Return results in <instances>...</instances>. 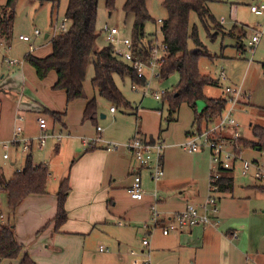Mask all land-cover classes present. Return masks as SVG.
I'll return each instance as SVG.
<instances>
[{
  "label": "crops",
  "instance_id": "crops-1",
  "mask_svg": "<svg viewBox=\"0 0 264 264\" xmlns=\"http://www.w3.org/2000/svg\"><path fill=\"white\" fill-rule=\"evenodd\" d=\"M257 13L258 15L264 14V12ZM161 21L158 20L160 25ZM219 22L223 24V19L221 18ZM232 25L237 24L235 22ZM53 27H51L52 31L44 32L41 38L49 42L47 50L43 53L33 51L34 44L31 39L27 44L33 45V52H29L36 56H45L50 53L51 38L54 34ZM33 30L28 35H31L32 38L41 36V32L39 35H34ZM241 40L243 41V36ZM1 42L9 48L11 35L8 40L0 37V44H2ZM239 45L237 44L239 51L242 52L244 48H240ZM4 57L7 56H2V62L8 70L19 67L17 72L21 77L20 90L22 94L19 93L21 95L16 98L17 89L15 92L9 85L12 82L9 76H15L14 79H18L13 71L12 74H8L7 81L0 84V139L8 140L10 138L15 117L18 114L24 117V122L26 121V127L23 122V135L35 137L40 133L37 124L38 116L42 115L46 119L47 116L51 117L48 111H57L63 113L59 120L63 127L55 129L53 125L55 120L51 117L53 124L50 127L46 119V130L50 134L65 133V136L59 140L52 137L54 145L58 146L60 140L71 135L65 122L66 108L51 107L43 95L38 96V92H41L43 86L50 88L53 85L56 79L55 73L52 71L51 83L44 84L45 80L37 78L34 69L30 68L31 66L20 60L19 64L7 65ZM25 80L36 84L35 88H31V91L28 90ZM226 87L223 88L222 95L219 97H226ZM24 89L28 90L32 99L24 101ZM131 90L133 89L131 88ZM55 92L54 96H59L58 94H60L59 97L63 96L65 105L73 102H66L62 90H55ZM92 97L96 98L94 94L86 95L84 93L83 98L76 99L83 100L82 110L85 103ZM243 97L246 104H249V97ZM98 106L97 102V108ZM259 110L262 108H258L257 112ZM109 112L115 113L116 107L114 112ZM100 116L104 117L105 115L101 113ZM136 116H138V111H136ZM1 117L3 118L1 119ZM137 120H139V124L135 127L134 134L127 137L125 141L137 136L160 139L165 145L162 150V177L158 181L152 182L148 170L140 172L142 185L145 189L144 198L137 201L129 196L128 187L132 179L130 169L133 166V159L125 148L107 150L104 142L91 143L90 140L97 135L104 141H112L104 138L102 131H96L92 138L82 137L84 149L71 160V165L64 174L57 179L56 183H53L55 181L52 180L51 185L46 186L45 193L26 197L16 208L13 218H10L7 209L2 210L4 207L1 206L2 196H0V225H4L8 221L12 222L14 234L22 244V251L15 259H2L0 264H18L25 253L36 264H144L147 259L151 264H179L178 261L171 260L168 252L172 248L182 249L183 246L191 248L193 245H196L199 251L206 248L209 252L207 258L201 259V262H196V264H264V184L257 182L254 177L252 180L238 183L237 186L233 182L230 192L218 191L214 194L217 201V213L211 215L210 219L214 222L218 221V223L178 228L171 232L173 234L170 240L161 243L155 242L152 235L154 230L149 232L148 229L151 225L149 217L150 206L154 201L153 191L157 193L160 221L162 224H166L172 213L182 210L188 204L199 205L205 201L209 194V174L214 169V164L211 167L207 166L206 159L202 157L203 151H186L182 147L184 141L181 143L166 142L160 131L154 133L153 130L146 127L142 114L137 117ZM28 122L36 123L34 131L29 128ZM252 124L264 125V123L251 121L249 127ZM201 128L203 129L205 126L203 125ZM196 131L198 132V129L186 132V138ZM239 132L240 137L245 138L240 130ZM226 135L229 136V134ZM11 148L15 152L19 151L17 147ZM33 149L34 146L30 154ZM241 153L240 156H242ZM8 154L7 159L10 158V152ZM184 154H189L192 157L191 161L184 162L182 159ZM14 162L11 161L10 164L14 165ZM22 167H15L12 174ZM51 175L50 172L48 181L51 180ZM66 175L69 176L70 186L65 202L67 219L55 230L51 221L56 213V192L60 180ZM231 175L233 176L232 172ZM10 177H6L0 169V181ZM137 232L141 234L140 242L135 236ZM145 233L149 237L152 235L146 247L141 243ZM169 234L161 235L169 237ZM101 244L105 245L107 250L100 251L99 245Z\"/></svg>",
  "mask_w": 264,
  "mask_h": 264
},
{
  "label": "rangeland",
  "instance_id": "rangeland-1",
  "mask_svg": "<svg viewBox=\"0 0 264 264\" xmlns=\"http://www.w3.org/2000/svg\"><path fill=\"white\" fill-rule=\"evenodd\" d=\"M259 0H208V7L216 20L223 19V24L220 27H212L210 34H213L211 39L207 36L204 27L201 25L195 12L190 14V26L197 25L198 36L200 40L205 44L209 57H201L198 59V70L200 74L206 75L215 80L214 84L206 85L203 88V94L205 97L217 98L222 95V90L225 86L240 88L242 94L237 97V103L235 110L233 111V117L239 123V130L245 139L252 140L251 130L249 123L255 121V123H264V112L258 110V108L264 109V14L258 15L250 12V5L257 3ZM6 0H0V11L4 6ZM125 0H114V6L108 10L105 7V0H98V13L96 20L97 36L94 43V48H101L107 45L105 41V35L102 31L103 26L117 27L119 30L120 38H129L133 40L134 34L132 31L133 14L125 13L122 10V6ZM67 0H18L14 5V19L11 32V44L10 47H5V44H0V84L7 81L8 74L15 72L18 79L11 77V88L16 92L18 98L22 93L20 90L21 77L17 72L19 67L7 69L6 65L2 62V56L15 58L24 63V55L31 51L37 53H43L48 48L49 42L42 40L44 32L52 31V26L55 24L59 28V24L64 19L65 7ZM147 9L154 21H149L144 26L145 43L156 40H161L160 23L158 20L165 19L166 11L161 5V0H147ZM237 25H232L235 23ZM68 24V21H65ZM33 29H38L41 32V36L33 37L32 43L34 44V50H30L27 42H22L18 39L19 34H30ZM261 31L260 40L254 45L253 51L247 44V41L255 33V31ZM59 29L57 30V32ZM245 32L243 41L240 39L238 42L237 36ZM156 36V37H155ZM244 48L241 52L239 47ZM36 46V48H35ZM41 49V50H38ZM194 47L191 41H188V50H193ZM93 54L90 55L89 63L87 65L86 76L84 79V93L86 95H95V99L98 102V110L95 122H91L88 119H82V106L83 100H76L68 105H65L63 96H54L55 90L42 87L41 92H38V96H44L45 101H48V105L51 107H63L66 108L65 122L67 129L70 131V136L60 140L59 145L55 146L53 138L50 137L46 140V145L43 149H37L34 145V149L31 152L33 162H43L46 164L51 172V180L48 181L47 186H50L52 180L57 182V179L64 174L65 170L71 165V160L83 151L84 145L81 138H92L95 136V127L102 128V135L104 138L115 141L117 143L125 141V139L135 132V127L139 124L137 120L138 116L144 117V124L148 129L154 131V133L162 134V137L168 143H181L186 140V132L197 130V124L194 123V112L188 105L182 103L179 107V111L173 114L171 117L168 115L167 102L163 99L156 100L152 96L154 89L156 91L166 90L170 91L178 81V74L172 73L167 78L159 80V82H153L151 88L145 96L142 91L135 92L131 90V81L128 77L114 76L115 83L124 96V98L130 102L131 107H116L115 113L109 112V107L112 105L108 101L104 100L98 94L97 89L91 85V78L93 76ZM22 63V64H23ZM27 65V63L25 62ZM29 65V64H28ZM30 66V65H29ZM32 68V67H30ZM33 69V68H32ZM225 71L226 77L221 79L219 73L221 70ZM53 77L52 71H50L44 78L45 83L50 82ZM14 81H16L14 83ZM25 86L31 91V88H35L34 83L29 80H25ZM234 85V86H233ZM27 89L23 90L24 101L32 99ZM1 92V91H0ZM6 92V91H4ZM19 93H21L19 95ZM226 97H231V94H225ZM249 97V104H246L244 97ZM12 98V97H11ZM30 98V99H29ZM102 98V99H101ZM204 107V99L196 101L195 110L201 112ZM138 111V116H136ZM160 111V112H159ZM104 114L101 117L100 114ZM259 113V114H258ZM38 117H43L42 115ZM3 117H1L2 119ZM48 125L51 127L53 122L50 116L46 117ZM36 124V123H35ZM34 123L28 122L29 128L35 130ZM54 128L59 129L63 127L59 121H54ZM203 125H201L202 127ZM26 127V121L24 122ZM26 130V129H25ZM67 133V132H66ZM1 140V139H0ZM201 151L202 157H204L207 166L211 167L213 163L210 159V153L207 148H203ZM4 150L0 147V169L3 171L6 177L12 175L15 167H22L24 163V153L15 152L12 148H8L7 152H10L9 159H3L2 154ZM15 152V153H14ZM185 152V151H184ZM241 158L235 161L234 168L232 170L235 186L238 183L247 180H252L253 165L250 164V169L247 175L243 176L241 170L243 167V161L253 163L254 161H261L264 159V150L259 151L251 148H243L241 151ZM188 153V152H187ZM189 154H184L182 157L184 162L191 161ZM14 162L11 165L10 162ZM215 167V166H214ZM264 184V183H263ZM0 196H2L1 206L2 210L9 211L6 201L5 193L0 190ZM217 202V201H216ZM216 221V220H215ZM218 223V221H216ZM152 235L156 243L170 240L172 234L169 237L161 235L159 229H153ZM151 235V237H152ZM136 239L140 242L141 234L136 233ZM151 237L149 239L151 240ZM182 249L172 248L168 255L172 261L179 264H196L201 262V259L209 256L208 250L201 249L196 245L191 248L185 247Z\"/></svg>",
  "mask_w": 264,
  "mask_h": 264
},
{
  "label": "trees",
  "instance_id": "trees-1",
  "mask_svg": "<svg viewBox=\"0 0 264 264\" xmlns=\"http://www.w3.org/2000/svg\"><path fill=\"white\" fill-rule=\"evenodd\" d=\"M18 0H6L0 11V37L8 40L13 27L14 5ZM161 5L166 11L162 19L160 33L165 45L166 54L160 66V78H167L172 73L178 74V81L170 91L162 95L167 102L168 115L177 113L182 103L188 105L194 112V123L200 131L201 125L209 126L221 116L226 98L205 97L203 88L214 84L215 80L200 74L198 59L209 57L205 44L198 36L197 25L190 26V14L195 12L197 19L204 27L207 36L212 27H220L208 7V0H161ZM114 0H105V7L110 10ZM122 10L133 14L132 40L134 50L143 60H147L152 41L142 43L144 26L149 21H154L147 9V0H125ZM98 13V0H67L64 18L68 21L65 30L58 31L51 38V51L45 56H36L27 52L23 61L29 64L39 79H44L50 71L56 75L51 86L54 90H62L66 102L69 103L84 97L83 82L86 76L90 55L93 54V76L91 85L97 89L98 94L111 106L130 107L120 90L114 76L128 77L131 82L143 85L144 78H138L131 66L116 58L112 53L111 45L94 48L97 36L96 20ZM245 32L237 36L241 39ZM188 41H191L193 50H188ZM264 68V64H263ZM204 99L201 112L195 110L196 101ZM97 101L94 97L89 99L82 110V119L92 123L96 120ZM264 111V109H262ZM55 121H59L63 113L48 111ZM252 140L239 137L234 140V150L240 154L243 148L264 150V125L252 124L250 127ZM227 137V136H226ZM219 173L216 179L218 191L230 192L233 187L231 170L217 167ZM50 172L44 163L35 164L31 154H26L23 167L15 171L7 180L0 181V190L6 195L10 218L19 204L29 195L43 194L46 192ZM70 191L69 176L63 177L56 192V213L52 218L54 229L57 230L67 219L65 202ZM22 251V244L17 240L12 222L0 225V260L15 259ZM18 264H36L26 253L23 254Z\"/></svg>",
  "mask_w": 264,
  "mask_h": 264
},
{
  "label": "built area",
  "instance_id": "built-area-1",
  "mask_svg": "<svg viewBox=\"0 0 264 264\" xmlns=\"http://www.w3.org/2000/svg\"><path fill=\"white\" fill-rule=\"evenodd\" d=\"M250 11L264 12V0H259L257 3L250 5ZM65 30V18L59 24V28L55 24L53 27L54 34L57 30ZM105 35V41L111 45L113 55L128 63L131 68L135 71L138 78H144L145 82L143 85H139L135 82L131 83V88L135 91H142L146 93L150 90L153 82H159L160 78V66L162 60L166 54L165 45L162 39L156 40L150 45L149 56L147 60H143L133 47V42L129 38H120L119 30L117 27L103 26L102 29ZM34 35H39L38 29L33 30ZM261 31H255L250 37L247 44L253 51V47L260 40ZM18 38L24 42H30L32 39L31 35L20 34ZM143 44H146L142 41ZM30 50H33V45H29ZM4 61L7 65L19 64L20 61L14 58L4 57ZM220 77L224 78V71H220ZM165 90L154 91L152 96L156 100H160ZM225 93L231 94V97L226 98V105L221 114L213 123L209 124L200 131H196L189 134L186 140L183 142L182 147L188 152H198L204 147L209 150L211 162L214 164V169L209 174V194L205 201L199 205L188 204L180 211L174 212L169 217V221L166 224L161 223V217L157 209V193L153 191L154 201L150 206V217L151 223L149 229H159L162 235H168L172 231L178 228L194 227L196 225H205L208 223L216 222L211 221L210 216L217 213L216 196L218 192V185L216 179L219 176L217 167L232 170L234 168L235 161L242 159L240 154H237L234 150V140L240 137L239 123L233 117V111L237 103V97L242 92L240 88L227 86ZM115 107L110 106L109 111L114 112ZM23 122L24 117L21 114L16 115L11 136L8 140H0V147L5 151L2 154L4 159L9 157L7 152L8 148L17 147L21 153L29 154L32 147L35 145L38 149H43L46 145V140L50 137H54L57 140L65 136V133L50 134L47 132V122L44 117L37 118L38 128L40 133L35 137H27L23 135ZM96 131H102V128L97 126ZM226 134H229L227 136ZM227 136V137H226ZM85 141V140H84ZM91 143L104 142L107 150H115L119 147L125 148L133 159V166L130 169L131 172V183L128 187V193L131 199L140 201L145 196V189L142 185L141 170L149 171V178L152 182L158 181L163 175V154L162 150L165 147L164 143L160 139H149L141 137H133L123 143H117L112 141H104L99 135L90 140ZM250 164L253 165V177L257 182L264 183V159L261 161H254L249 163L243 161V167L241 174L247 175L250 169ZM235 237V234H233ZM141 243L143 246L149 244V236L144 234ZM99 250H107L106 246L99 245ZM144 264H151L150 260L147 259Z\"/></svg>",
  "mask_w": 264,
  "mask_h": 264
}]
</instances>
